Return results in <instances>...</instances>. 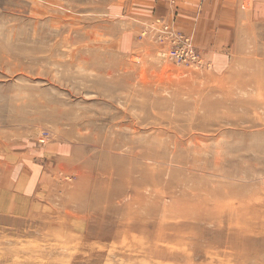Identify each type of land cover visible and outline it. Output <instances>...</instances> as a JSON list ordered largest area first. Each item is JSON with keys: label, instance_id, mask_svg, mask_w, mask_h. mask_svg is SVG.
<instances>
[{"label": "rangeland", "instance_id": "rangeland-1", "mask_svg": "<svg viewBox=\"0 0 264 264\" xmlns=\"http://www.w3.org/2000/svg\"><path fill=\"white\" fill-rule=\"evenodd\" d=\"M158 1L0 0V264H264V0Z\"/></svg>", "mask_w": 264, "mask_h": 264}, {"label": "built area", "instance_id": "built-area-1", "mask_svg": "<svg viewBox=\"0 0 264 264\" xmlns=\"http://www.w3.org/2000/svg\"><path fill=\"white\" fill-rule=\"evenodd\" d=\"M159 31L160 38L166 35L169 40V52L176 62L188 66L205 65L204 58L195 46L193 37L184 35L171 25H163L159 27ZM146 33L147 31H143V35Z\"/></svg>", "mask_w": 264, "mask_h": 264}, {"label": "crops", "instance_id": "crops-1", "mask_svg": "<svg viewBox=\"0 0 264 264\" xmlns=\"http://www.w3.org/2000/svg\"><path fill=\"white\" fill-rule=\"evenodd\" d=\"M158 2H159V7H161V9H165V10L167 9L168 3L166 2V0H159ZM219 3H221V7H220ZM225 3H226V0H177V4H178V7L179 8L184 7V9L189 10V11H191V10L194 11L195 8H197V5H202L201 7L203 9V13H204V15L206 14L207 16H210V14L214 10H217V15L219 17V21H217V24L215 26H220V27L225 26L223 24H226V23L227 24H230L229 21L226 22V21L223 20V10H222V8L225 7ZM249 4L250 5H253V4L255 5L256 3L253 2V0H252V1L249 2ZM218 11H220V12L218 13ZM149 20H151V19L149 18L146 21L149 22ZM177 22H178V24L180 23V21H177ZM185 22L184 21H181V24H185ZM194 22L195 21H193V24H195V26H196V23H194ZM188 23H189V21L186 22V25H188ZM207 23L210 26V23H212V21H197L198 29H197L196 32L198 34V38H196L195 41H198V42L203 43L202 40H201V36L203 34H206V32H208V29L209 28L206 29V26H205ZM190 26H192V25H190ZM190 26L187 27L186 29L190 30ZM200 46H199V48L201 49L202 46L201 47Z\"/></svg>", "mask_w": 264, "mask_h": 264}, {"label": "bare ground", "instance_id": "bare-ground-1", "mask_svg": "<svg viewBox=\"0 0 264 264\" xmlns=\"http://www.w3.org/2000/svg\"><path fill=\"white\" fill-rule=\"evenodd\" d=\"M257 106H258V105H257ZM178 143H179V142H178L177 140L174 142L175 145H177ZM144 152H145V151H144ZM145 154H147V153H145ZM148 155H149V154H148ZM148 155H147V156H148ZM160 169H161V168H160ZM159 171H160V170H159ZM159 171H158V172H159ZM150 181H151V180H150ZM147 182H148V180H147Z\"/></svg>", "mask_w": 264, "mask_h": 264}]
</instances>
